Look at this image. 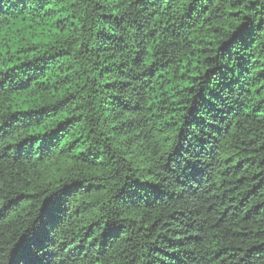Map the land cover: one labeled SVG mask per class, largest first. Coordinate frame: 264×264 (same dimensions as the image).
<instances>
[{
  "label": "trees",
  "instance_id": "obj_1",
  "mask_svg": "<svg viewBox=\"0 0 264 264\" xmlns=\"http://www.w3.org/2000/svg\"><path fill=\"white\" fill-rule=\"evenodd\" d=\"M0 264H264V0H0Z\"/></svg>",
  "mask_w": 264,
  "mask_h": 264
}]
</instances>
